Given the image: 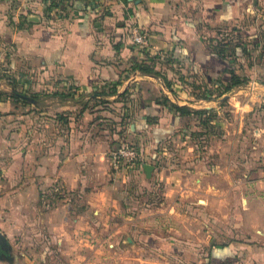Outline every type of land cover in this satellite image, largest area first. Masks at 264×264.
I'll return each mask as SVG.
<instances>
[{
  "label": "crops",
  "instance_id": "1",
  "mask_svg": "<svg viewBox=\"0 0 264 264\" xmlns=\"http://www.w3.org/2000/svg\"><path fill=\"white\" fill-rule=\"evenodd\" d=\"M133 27L148 37L146 48L133 44ZM219 38L228 43L222 56L213 47ZM152 59L169 87L162 77L132 70L135 62ZM231 71L248 79L236 89L264 87V0H0V92H10L12 78L39 96L27 103L0 97V253L10 248L12 256L18 236L32 234L34 225L47 221L48 213L38 208L40 196L62 188L78 193L84 209L77 213L67 205L74 229L65 235L63 211L53 227L57 243L75 246L84 234L85 245L91 244V234L101 229L123 234L133 245L143 241L157 252L164 245L175 264H264V205L251 211L257 219L248 232H230L226 240L206 244L200 259L183 258L153 234L140 235L148 218L139 215V200L153 185L143 166L150 165L154 152L142 148L140 163L116 169L112 154L120 146L105 139L104 124L97 126L109 110L87 108L96 99L119 104L115 98L129 92L128 104H136V110L125 108L121 116L131 117L130 131L159 140L192 121L162 104L163 97L178 106L193 104L183 100L193 97L185 95L177 77L197 75L209 87L217 80L228 82ZM114 82H119L116 95H108ZM52 94L54 115L47 102ZM38 104L39 129L32 112ZM165 179L182 183L177 176ZM209 188L200 193L205 200L213 199ZM214 191L217 202L223 201L225 192ZM246 200L264 201V193H247ZM104 217L108 220L99 224Z\"/></svg>",
  "mask_w": 264,
  "mask_h": 264
},
{
  "label": "rangeland",
  "instance_id": "2",
  "mask_svg": "<svg viewBox=\"0 0 264 264\" xmlns=\"http://www.w3.org/2000/svg\"><path fill=\"white\" fill-rule=\"evenodd\" d=\"M177 81L183 83L185 95L193 97L192 101L183 98L193 103L189 108L206 111L203 118L209 128L190 123L159 138L160 141L158 137L152 138L156 140L152 143L146 134L130 131L131 117L121 116L125 108L136 110V104H128L129 92L127 97L120 94L115 98L119 104L105 105L104 100L96 99L101 101L93 100L87 108L99 107L100 110V107H106L109 110L107 120L98 121L97 126H106L105 139L108 143H116L117 149L119 146L134 148L138 154L135 164L141 162L142 148L154 152L155 158L147 159L153 169L146 178L151 179L153 185L150 191L144 192L138 204L139 215L148 218L140 227V235L153 234L162 244L173 245L174 253L181 251L183 258L200 259L206 244L226 240L230 232H248L252 220L257 219L251 211L264 205V201L246 200L247 193H264V87L243 86L220 95L222 86L212 84L208 97L200 100V86H205L200 76L182 80L177 77ZM148 92L156 93L150 88ZM54 95L47 100L52 115L57 107ZM35 108L38 110L32 112L38 116L39 129L41 116L37 113H40V105ZM169 175L177 176L184 184L175 186L167 182L165 177ZM142 178L145 177L139 182ZM261 181L258 188L254 187L255 182ZM207 186L213 199L205 200L200 195ZM218 188L225 192L224 200L220 202L213 195L215 193H211ZM48 194L40 196L38 202V208L48 213V217L43 216L47 221L34 225L32 234L19 235L11 261L1 258L0 264H73L72 259L74 264H175L171 250L165 249L164 245L157 252L144 246L143 241L136 240L133 245L124 240L123 234L112 235L101 229L91 234V240H94L91 244L85 245L84 234H79L81 243L75 246L65 241L57 243V231L53 227L61 221L63 211L68 216L65 235L69 236L67 233L74 229L72 220L75 217L68 213L67 205L75 207L79 213L84 209V203L79 202L78 193L66 189L51 190ZM62 204L64 208H61ZM107 220L104 217L98 222L103 224ZM217 232L222 236L216 237Z\"/></svg>",
  "mask_w": 264,
  "mask_h": 264
},
{
  "label": "trees",
  "instance_id": "3",
  "mask_svg": "<svg viewBox=\"0 0 264 264\" xmlns=\"http://www.w3.org/2000/svg\"><path fill=\"white\" fill-rule=\"evenodd\" d=\"M61 1V0H60ZM55 5V4H54ZM214 50L217 55L222 56L224 50H227L228 43L227 41L223 38H219L216 40L213 44ZM155 61L152 59L151 63H138L135 62L132 65V70H137L140 73L146 74V75H152V76H157V77H162L163 81L165 82V85L169 87V85L166 82V79L164 76H162L159 72H157L155 69ZM9 86H10V92L8 94L0 92V97L1 96H8L9 98L12 99V101L16 102H22V103H27L25 99L21 97V95H28L30 98H33L37 100L39 96L37 94L30 93L29 90H23L18 87V83L15 79L8 78ZM248 81L247 78L243 76H238L236 75L233 71L230 72V79L228 82H222V81H216V84L218 86H222L220 89V95H223L224 93L238 87L246 84ZM211 84V85H212ZM119 85V82H114L112 83V87L108 91V95H116V87ZM205 87V88H204ZM204 87H200V99H206L208 97V90L210 87L207 85ZM196 88V87H194ZM197 96V95H196ZM162 104L168 107V109L174 111L175 113L178 114V116H188L192 118L191 123H195L197 126H202L204 128H209L208 124L206 123L205 119L203 118L204 113L206 112L203 109H194V108H189L186 106H178L173 103H171L166 97H163L162 99Z\"/></svg>",
  "mask_w": 264,
  "mask_h": 264
},
{
  "label": "built area",
  "instance_id": "4",
  "mask_svg": "<svg viewBox=\"0 0 264 264\" xmlns=\"http://www.w3.org/2000/svg\"><path fill=\"white\" fill-rule=\"evenodd\" d=\"M130 38L133 44L139 49L146 48L148 45V37L145 34H142L136 27L131 29ZM137 155L138 154L134 148L120 147L112 154L113 164L116 169H119L121 165H134Z\"/></svg>",
  "mask_w": 264,
  "mask_h": 264
},
{
  "label": "water",
  "instance_id": "5",
  "mask_svg": "<svg viewBox=\"0 0 264 264\" xmlns=\"http://www.w3.org/2000/svg\"><path fill=\"white\" fill-rule=\"evenodd\" d=\"M129 1H137V0H129ZM21 97L23 99L27 100V101L34 102V100L32 98L28 97V96L21 95ZM152 169H153V167L151 165H149V164H145L143 166V170H144V173H145V175H146L147 178L150 177V173H151ZM2 240L3 239L0 237V243H1ZM9 252H10V248L4 249L2 251V257L1 258H4L6 260H10L11 261L12 257H11V255H10Z\"/></svg>",
  "mask_w": 264,
  "mask_h": 264
},
{
  "label": "flooded vegetation",
  "instance_id": "6",
  "mask_svg": "<svg viewBox=\"0 0 264 264\" xmlns=\"http://www.w3.org/2000/svg\"><path fill=\"white\" fill-rule=\"evenodd\" d=\"M1 251V250H0ZM1 254V256H2V253H0Z\"/></svg>",
  "mask_w": 264,
  "mask_h": 264
}]
</instances>
